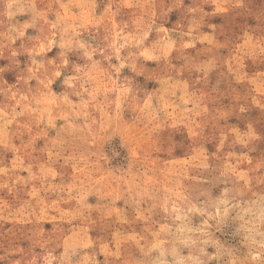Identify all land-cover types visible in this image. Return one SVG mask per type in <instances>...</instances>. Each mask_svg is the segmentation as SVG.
I'll list each match as a JSON object with an SVG mask.
<instances>
[{
	"label": "rangeland",
	"instance_id": "obj_1",
	"mask_svg": "<svg viewBox=\"0 0 264 264\" xmlns=\"http://www.w3.org/2000/svg\"><path fill=\"white\" fill-rule=\"evenodd\" d=\"M262 213L264 0H0V264H264Z\"/></svg>",
	"mask_w": 264,
	"mask_h": 264
},
{
	"label": "clouds",
	"instance_id": "obj_2",
	"mask_svg": "<svg viewBox=\"0 0 264 264\" xmlns=\"http://www.w3.org/2000/svg\"><path fill=\"white\" fill-rule=\"evenodd\" d=\"M262 218H264V213H262ZM156 247H159V246H156ZM173 255H175L177 257L176 264H185L184 258L178 256V254L175 252V250H173ZM156 264H168L167 259H165V252L163 249H160L159 257L156 261ZM193 264H200V261L194 259Z\"/></svg>",
	"mask_w": 264,
	"mask_h": 264
}]
</instances>
